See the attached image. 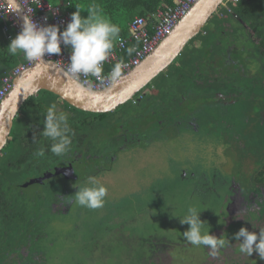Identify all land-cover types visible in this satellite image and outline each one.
Here are the masks:
<instances>
[{"label": "rangeland", "instance_id": "1", "mask_svg": "<svg viewBox=\"0 0 264 264\" xmlns=\"http://www.w3.org/2000/svg\"><path fill=\"white\" fill-rule=\"evenodd\" d=\"M224 1V3L222 2V7L226 8L227 5L230 9L227 4L229 0ZM228 13V22H224L221 25L219 29L220 34L218 35H221V41L225 42L226 38L228 45L234 49L230 53L233 56V61L235 58L239 61H248L244 64L246 67L250 66V63L259 61V57L248 47L250 40L242 42L243 40L238 38L236 42H233L230 38L234 36V32L233 35L231 32L229 36H225L226 32H230L231 26L229 25H231V22L235 23L236 26L237 23L239 26L243 24L237 20L238 18H232L230 11ZM214 19L215 16L213 14L204 24L201 31L204 28L209 29V27L219 26L212 22ZM221 29L226 32L223 33ZM237 30L240 32L244 31V29L239 28ZM223 37L224 39H222ZM251 46H253V42H251ZM240 47L241 49L238 50ZM246 48H249V50L247 51ZM186 53H184V56H186ZM208 62L209 57L203 62L207 70L209 69ZM257 64L258 62L253 64V66L256 67ZM212 70L218 73L215 75L217 78L227 79L228 77L225 74L228 75L227 73L231 70V67L227 66L222 69L213 68ZM184 71H187V67L183 68L182 72ZM210 74L211 72L208 71L207 75ZM221 74L224 75L221 76ZM184 76L188 79L192 78V75L184 74ZM208 78L211 79L210 76ZM177 79L182 81L181 76H177L176 78L172 76L169 78V83L176 82ZM190 82L192 81L190 80ZM152 83L156 84L154 81ZM228 86L242 92V95L239 94L237 101L234 100L232 104L228 105L229 107H224L227 104L221 107L215 102H213V105H209L210 101H214L209 95L213 94L202 93V91L197 94L192 92L190 87L185 92L188 95L183 94L186 97L182 101L183 105H180L179 108L184 113V116L204 112L205 108H208L213 113L215 107H217V116L209 114L206 119L199 121L198 124H195L197 118L194 117L190 126L184 127L177 124L174 127H170L162 136L154 138L149 143L137 144L122 150L106 147L107 136L112 131H108L107 128L111 124L122 123L123 117L131 109L129 107L130 102L126 106L123 104L114 110L103 112L105 113L104 116H100L101 114L94 115L89 111L75 110L73 112L74 117H78L80 120L81 118L87 120L86 125L81 130L85 134L87 141H89L87 142L89 145L88 152L108 151L112 152L115 156L111 165L112 172L103 177L104 181L99 182L107 188L108 192L112 191L113 196L122 197L125 195L120 200L123 210L121 215H127V219L129 218V220L125 226L117 227L111 233L107 232L109 228L103 233L95 232L94 225H99L102 230H105L108 221L104 220L103 224L95 223L92 221L94 213H91V210H89V216H86V221L91 224L86 229H88L87 236L93 239L92 242L85 243L82 239L76 245L77 248L71 252L70 249L65 250L54 247L51 241L42 234L36 239H32V242L29 238H26L23 239V245L19 247V254L25 256L28 253L27 247L29 246H32V249H34V241L41 242L44 250H39L38 252L35 250L31 259H27L28 256L19 257L18 259L20 260L16 264H107L109 258H105V253L101 254V251L105 248L106 244H109L114 249L112 241H122L125 236L128 240L134 239L136 234L134 230L141 223V213L142 217L148 218V221L159 219L157 223L158 228H164L168 224L169 229L177 227L186 231L189 225L181 224L179 218L173 215H183L184 210L189 205H195L199 208L201 211L200 219L207 222L210 234L215 235L217 238L223 236L226 241L229 239L230 242L226 243V246L216 256L209 255L211 250L203 246L195 247L196 253L192 254V250L185 252L187 246L182 245V251L185 254L179 258L177 256V245L182 244L184 241L179 243L174 241V245L169 246L166 250L164 249L165 251L159 249L163 252H158L156 256L146 257L148 264H250L248 261L251 260L253 254L251 257H248L239 253L235 245L237 243H235L234 234L238 232L241 223L248 230L251 227L255 228L250 231L257 233L259 229L264 228V219L258 218L264 212V191L256 192V189H251L248 184V182L253 183L252 181H256L258 184L259 177L256 175L264 167L259 161L260 159L264 161V142L261 139L251 140L254 137L253 135L258 134L255 127L257 117L260 116L259 121L261 120L264 123V87L261 88L260 93H258V89L252 93V85L249 88L247 84L242 83L240 85L235 81L234 85L228 84ZM155 89H158V87ZM248 89H250V92ZM229 95L231 96V94ZM157 96H160V98L165 96L169 99V89L160 87ZM67 114L73 115L69 112ZM145 120L143 119L141 122ZM115 132L113 130L112 133ZM90 142H93L94 145H91ZM89 162L90 160L88 159L85 163ZM92 167L93 163H91L89 168ZM212 171H214V175L227 176L228 183L220 185L218 188L213 185L208 195H205L207 191L205 189L202 193L193 192L192 186L187 180L206 177L207 180L212 181L214 176ZM221 186L224 187L221 188ZM32 188L34 187L30 189ZM214 191L217 192V195L214 194ZM130 194H133V196ZM107 197L113 198L110 195H107ZM138 201V205H141V207L136 204ZM57 206L61 208L59 204ZM10 218L11 222L15 223L13 219L14 214L11 213ZM76 218L74 212H71L67 215L65 222L56 219L52 226L55 227L60 222L64 223L61 227L74 225L73 220ZM121 221L122 218L116 220V222ZM211 222L215 223L210 224ZM120 229H123L128 236L121 235ZM165 230L157 229L159 233H163ZM11 231L15 234L14 230ZM54 231L58 232L56 229ZM153 232H155L154 229L152 230V234ZM43 234H46V232ZM169 235L173 236L174 240L179 239L178 233L170 231ZM163 237H165V234H163ZM233 244L234 246H232ZM137 245H139V242ZM119 246H126V253L114 257V264H119V256L124 259L126 258L125 264L135 261V256L133 254L130 255L133 253L129 252L130 246L122 242L119 243ZM85 251L90 252V257L84 254ZM137 251L138 248L135 251L136 254ZM5 255L8 256L6 259L7 264H15L14 262H10L16 259L15 253L9 251Z\"/></svg>", "mask_w": 264, "mask_h": 264}, {"label": "flooded vegetation", "instance_id": "2", "mask_svg": "<svg viewBox=\"0 0 264 264\" xmlns=\"http://www.w3.org/2000/svg\"><path fill=\"white\" fill-rule=\"evenodd\" d=\"M237 1V0H235ZM228 4V2H227ZM231 9V8H230ZM226 8H223L222 5L218 7V9L213 13L216 20H219L222 25L224 22H228L229 14L226 12ZM228 11V10H227ZM212 14V15H213ZM232 18H238L236 14L232 15L230 14ZM212 17V16H211ZM230 17V18H231ZM214 22V20L212 21ZM218 22V23H219ZM215 23V22H214ZM233 25V26H232ZM204 26V25H203ZM202 26V28H203ZM231 29L230 32H226L225 36H229L232 32H234V36L230 39L233 40V42H236L237 39L240 36H243V38H246V41L250 40L248 47L257 54L259 57V61H254L250 63V66H245L244 63L248 61H239L235 58L233 61V56L230 54L233 52V48H231L228 45V40L225 38V42L221 41V35L219 29L216 28V26L209 27V29L204 28V30L200 31L197 36L190 40L186 45L187 47H192V44L194 41H196L198 47L201 48L205 46L206 48H212L213 49V55L206 54L205 56H212V58L209 59V62H213V64H209L208 62V70L203 63L207 58H198L197 59V65L202 70H199L198 75L195 77V82H187V83H180L178 86L179 94L177 97L173 94L170 96V100L167 98H158L156 94L153 93V90L150 87H147V85L141 89L140 91L136 92L132 99L126 101L124 104L130 102L131 109L128 110V114L126 113L125 117L122 119V123H114L110 125V128L108 127L107 130L110 131V135L107 136V148H114L118 150L126 149L129 147H132L137 144H143V143H149L153 141L154 138L160 137L164 134L165 131L170 129V127H174L175 125L179 124L184 127L190 126V123L192 118H197V122L195 124H198L199 121H202L203 119H206L207 116L211 113L210 111L204 110V112H197L193 115L184 116L179 108L180 105H183L182 101L185 100V97L188 95L185 94L187 92L186 90H189V87L191 88L192 92L195 93H207V94H213L210 96L214 97V102L216 104H219L221 107L224 104V107H227L228 105L232 104L234 100L237 101L239 94L242 95V92L235 90L234 88H225L223 85H234V82L236 81L238 84L245 83L250 88V85H252V93L255 92V90L258 89V93L261 92V88L264 87V54L262 53V47L260 45V41L258 40L257 36H253L250 33V30H244L242 32L238 31L237 28L240 29V26L237 23V26L235 23L231 22ZM236 28V29H235ZM239 32V33H238ZM243 33V34H241ZM224 35V34H222ZM206 37H211L210 41L207 43ZM245 38L243 39L245 41ZM224 39V37L222 38ZM245 41V42H246ZM251 42H253V46H251ZM234 45V44H233ZM216 46H218L216 48ZM220 46V48H219ZM185 47V46H184ZM225 47V48H224ZM242 47V46H241ZM241 47L238 49L240 50ZM252 47V48H251ZM249 48H246L248 51ZM184 49V48H183ZM222 49V50H221ZM258 49V51H257ZM236 50V49H235ZM224 57H223V55ZM246 59H248L246 57ZM237 60V61H236ZM223 62L224 65L230 66L231 70L225 74L227 79H219L215 75L218 73H213V68H219L222 69L224 67H221L220 63ZM258 62L257 66H253ZM259 65V66H258ZM255 67V68H250ZM207 71H210L211 74L207 75ZM224 74H221V76ZM195 73L192 71V78H194ZM208 76L211 77V79L208 78ZM203 78V79H202ZM216 80L218 83L217 91L210 92L207 90L206 86H208V83L211 81ZM195 83L197 84V87L195 86ZM206 88V89H205ZM199 91V92H198ZM230 91V92H229ZM250 92V89H248ZM181 93V94H180ZM226 93V94H225ZM41 90L35 94L34 96H31L33 98H39L42 96ZM185 94V95H183ZM216 94V95H215ZM231 94V96L229 95ZM183 95V96H181ZM179 97V99H178ZM155 98V99H154ZM28 99V98H27ZM152 101V103L150 102ZM58 102L59 99H58ZM212 101H210L211 103ZM165 103V104H164ZM59 106L57 107V110L59 112L64 113H74L62 106L60 103H58ZM214 103L212 102L211 105ZM123 105V104H122ZM210 105V104H209ZM22 106V105H21ZM119 107V106H118ZM128 107V108H129ZM229 107V106H228ZM60 108V109H59ZM217 107H215L216 109ZM21 109V107H20ZM20 109L17 113V116L20 115ZM168 109V116L163 117L160 116V114H163L164 110ZM169 112H170V118H169ZM179 115H178V114ZM68 115V114H67ZM72 115V116H73ZM16 116V117H17ZM15 117V118H16ZM69 118H71L70 115H68ZM14 118V119H15ZM75 118V117H74ZM260 116L257 117L256 122V130L258 132L257 135H253L252 141L256 139H261V141L264 142V123L263 121H259ZM146 119L144 122H141V120ZM92 127L91 125H89ZM112 126V127H111ZM39 131H43L42 126L38 127ZM113 130H115V133H112ZM74 135L72 137V150L70 153H68L67 156L63 158V161H61V158L54 157L53 159H45L38 163V161L30 160L26 163L27 169L25 170V167H22L23 172L18 175L17 181L19 183V186L17 187L19 190L16 191V194L18 191L24 192L25 197H28L27 194H30L35 199V205H36V214L38 213V217H45L47 215L58 217L57 219H62V217L67 212V209L69 207L75 208L77 212L88 211L92 209H88L85 207H80L78 205H71V204H65V201L69 199V196H72L75 194L76 191H78L77 188L74 187L75 184H79L83 186L85 182L87 181L88 177H95L98 181H104L103 177L105 175H109L112 172V162L114 161V154L112 152L104 151V152H97L92 153V151L88 152V143L87 139L85 138V134H83V131L79 128L72 130ZM40 140V138L38 139ZM92 141H94L92 139ZM91 145H94L93 142H90ZM106 152V153H105ZM247 156V155H245ZM90 160L89 163H85L87 160ZM38 160V159H36ZM262 165H264V161L261 159L259 160ZM91 163H93V167L89 168ZM212 174L214 175V171H212ZM187 180V179H186ZM188 183L192 186L193 192L197 191L199 193H202L203 190H207L205 195H208L210 191L212 190L213 185L215 187H220V185L228 183V177L227 176H219L214 175L212 181L207 180L206 177L201 179H194V180H187ZM259 181V178H258ZM248 182V181H247ZM249 187L251 189L255 190L257 187L261 188L262 186L258 183H251L248 182ZM31 187H34L30 189ZM224 186H221L223 188ZM247 190V189H246ZM217 192L214 191V194ZM108 195L112 196L113 198L106 197V202L102 208L94 209L95 216L100 215L104 216L102 219H97L96 223L103 224L104 220H107V226L105 227V230H102L99 225H96L97 232H112L117 227L125 226L127 221L125 218L122 217V203L120 200L125 197H115L113 196L112 191L108 192ZM133 196V194H130ZM32 198V199H33ZM125 202V201H124ZM60 205L61 208H58L57 205ZM136 204H139V201L136 202ZM141 207V205H138ZM137 206V207H138ZM211 209V208H210ZM216 213V212H215ZM122 218L121 222H116V220ZM169 218V217H168ZM215 223L211 222L210 224ZM36 228H40L41 226L37 224L35 226ZM33 227V228H35ZM32 228V229H33ZM123 228V227H122ZM84 228L82 229V231ZM137 230V229H136ZM81 231V233H82ZM142 231V230H141ZM155 232L148 233L146 235V245L144 247L141 246V241L139 242V234H137V231L135 232L136 236L133 240H129L130 244L127 246H130V251L133 252L130 255L135 256L134 263L136 264H148V259L146 257H151L153 255H157L158 252H163L159 249H168L169 246L174 245L172 244V241H175L177 243L185 241V238L182 236V232L178 233L179 239L174 240L173 236L169 235V230H165L163 233H159L157 230H154ZM123 232V229H120L121 235ZM38 233V231H37ZM79 234V233H78ZM77 234V235H78ZM163 234H165V237H163ZM83 235V233H82ZM77 237L81 236H74V240L78 241ZM122 241H112V244L115 245L119 243L127 244ZM139 242V245H137ZM179 246V245H178ZM137 254L135 251L137 250ZM113 248L109 246V244H106L105 248L103 249V252H109ZM164 250V251H165ZM120 255L126 253V249H123L120 251ZM30 254V253H29ZM28 254V255H29ZM120 262V261H119Z\"/></svg>", "mask_w": 264, "mask_h": 264}, {"label": "trees", "instance_id": "3", "mask_svg": "<svg viewBox=\"0 0 264 264\" xmlns=\"http://www.w3.org/2000/svg\"><path fill=\"white\" fill-rule=\"evenodd\" d=\"M51 1L54 2V0H51ZM72 2L74 4L83 5L84 7H87L91 4L99 5L102 10V15L110 19L111 22L120 26L121 28L120 38H125L127 36L128 24L136 15L146 16L149 13L154 12L159 6L162 7V5L172 4V0H72ZM74 4H71L68 7L71 13L76 11ZM228 5L231 8V10L234 12V14L237 15L238 17L237 20L243 23L242 25H240V29L247 30L246 28H248V30H250V33L253 36L255 35L258 37V40L260 41V45L263 49L262 53L264 54V0H237V1L229 0ZM226 12L228 11L226 10ZM81 16L86 18L88 16L87 10H81ZM214 22H215V25H219V26H216V28L221 27L220 25L221 23L219 22V20L214 19ZM2 23L3 22H1L0 25H2ZM210 39L211 37H206L207 43L210 41ZM187 46L188 45L185 46V48L180 52L179 55H177V57L172 61V63L165 70L161 71L158 75H156V77H154L151 80V82L147 85V87H150L153 90V93L156 94V96L161 87V88L169 89V100H170V96H172L173 94H175L176 95L175 97H177L179 94L178 86L180 85V83L182 82L187 83V82H190V80L193 83L195 82L194 78L188 79L184 76V74H188L191 76L192 71H194V73L198 71L199 73V70H202V69L198 67L196 63L197 59L198 58H208V56H205L206 54L213 55L212 48H206L205 46L201 48H194L193 46L188 48ZM185 52H187L186 56H184ZM7 56L8 55L6 54L4 55L2 54L0 55V58L1 60H5L7 59ZM177 58L178 60H176ZM210 58H212V56H209V59ZM209 64H213V62H209ZM219 64L221 67H227L226 65L223 64V62H220ZM185 67H187V71L186 72L184 71L185 72L184 73L182 72V70ZM172 76L173 78H176L177 76H181L182 81L177 79L176 82L169 83V78H171ZM161 77L163 78L160 79ZM153 81L156 82V84L152 83ZM153 85L155 88L158 87V89H155L154 87L153 89L152 88ZM195 86L197 87L196 83H195ZM217 87H218V83L216 82V80H213L208 84L207 90L210 89V92H214V91H217ZM223 87L225 88L227 87L231 89V87L225 84L223 85ZM41 92L45 94H42V96H40L39 98L29 97L23 102L21 109H20L19 117L17 116L14 119L13 128L10 133L11 137L10 139H8L7 144L0 151V264H7L6 259L8 256H6L5 254L6 252L9 253V251L15 253L17 256L15 260L10 261V262H14L16 264L18 260H20L18 258L21 256V254H19V249H17L19 245H17L15 240L21 237L20 235H24L22 236V238L23 239L25 238V233L19 234L21 230H24V223L22 219H19V216H20L19 214L23 209V205L25 206L26 200L22 198V196L20 197L16 195L15 189H17V187L19 186V183L17 182L19 181V179L17 180V178L15 177H17L18 175H20L21 172H23L22 167H25V170L27 169L26 163L28 161L33 159L34 162L38 161L39 163L42 160L53 159L55 157L53 154H51L50 151H48L51 141L40 136V133L42 131L38 130L39 126H42V128H44L43 120H44V114L46 113L47 107L53 103H55L58 107L59 106L58 103H60L62 106L70 109L72 112H75V110L80 111L79 109L73 106H70L64 100L58 102V97L50 91L41 90ZM157 97L160 99V96H157ZM210 97L214 100L213 96H210ZM162 98L164 99L166 97L163 96ZM150 102L152 103V101ZM212 102L210 103V105L212 104ZM167 110L168 109H165L163 114H160V116L167 117L168 116ZM205 110L209 111L208 108H205ZM90 113L94 115L101 114L100 116L105 115V113H94V112H90ZM170 116L171 115L169 112V118ZM86 123H87V120H85L84 118H81L80 120L78 119V117L74 118V115L71 116V118H69V125L72 130H75L77 128L83 129ZM39 138L40 140H38ZM40 148L45 149L44 158H38L34 155V153ZM256 176L259 177L258 183L262 186L261 188L257 187L256 192L257 191L262 192L264 191V167L258 171ZM252 182L256 183V181H252ZM26 209H27V206H26ZM11 213L14 214L13 219L15 223L11 222V218H12V217L10 218ZM262 214L259 215L258 218L264 219V212ZM95 215L96 214L94 212L93 218L102 219V216L100 215L95 216ZM122 217L125 218L126 221L129 220V218L127 219V215L122 216ZM97 219H94L95 223ZM155 220L157 219H152L153 222L148 221V218L142 217V213H141V223L136 227L137 230L135 229L134 231L135 232L137 231V234L141 233L139 242L141 241L142 247L146 245V240H145L146 235L148 233H152L153 229L154 230L167 229L169 230V233L170 231L173 233H181L182 231H184L177 227H173L171 228L172 229L171 230L169 229L168 224L165 225L164 228H158L157 223L159 219L156 222ZM240 225L241 226L239 227V229L243 227L242 223ZM253 229L255 228L251 227L249 228V231ZM11 230H14L15 234H13V231ZM39 230H41V227L40 228L35 227L31 229L30 231L27 230V233L34 235L35 233H37V231L39 232ZM56 233L58 232L53 231V234H56ZM122 234L127 235L124 232V230ZM83 238L81 236L78 238V241L77 240L67 241V242L64 241L58 244L59 241H55L53 238V235L51 234V237L49 240L51 241V244L54 245V247H59L65 250L70 249L71 252H73L74 249L77 247L76 245H78V243ZM124 239H126L124 240V242L127 243V245H129L130 242L128 238L125 236ZM83 241L85 242V240ZM173 242L174 241H172V243ZM235 243H237L235 244L236 248L239 249V241L235 240ZM182 245L187 246L185 252L192 250V254L196 253V251L194 250L195 246L189 244L185 240L179 246L177 245L178 246L177 256L179 258L183 254H185V252L182 251ZM232 246H234V244ZM114 247L115 248L109 252H106V251L103 252V250L101 251V254L105 253L104 254L106 255L105 258H109L107 264H114L113 263L114 257L120 255L121 253L120 251H122L123 249H126V246H119V244H116V243ZM35 250L37 252L39 250H42L41 242H36L34 249H32V246H30V249H29L30 254L28 255L27 259L32 258V255ZM84 254L90 257L89 251H85ZM119 261H120L119 264H125L126 258L124 259L119 256ZM248 262H250V264H263L264 260L259 259L258 254L254 252L253 257ZM128 264H136V263H134V261L133 262L130 261Z\"/></svg>", "mask_w": 264, "mask_h": 264}, {"label": "clouds", "instance_id": "4", "mask_svg": "<svg viewBox=\"0 0 264 264\" xmlns=\"http://www.w3.org/2000/svg\"><path fill=\"white\" fill-rule=\"evenodd\" d=\"M34 3L40 6V0H34ZM68 4L74 3L68 0ZM74 5L76 11L71 13L70 21L63 31L60 30L59 25L55 24L38 25L33 21L32 15L26 14L23 17L20 32L11 39L5 49L7 54L13 57L22 56L30 63L43 64V57L46 54H60L63 44L70 47L67 74L77 79L81 76L100 77L104 73L105 61L112 55L116 43L120 40L121 28L102 15V10L97 4L87 7L80 4ZM81 10H87L86 18L81 16ZM135 51V46L129 47L127 54L132 55ZM124 67L123 60L116 62L107 74V79L113 82L118 81ZM28 86L30 87V82ZM35 91V88H31V92ZM43 125L40 136L51 141L48 151L63 161V158L72 150L74 135L67 113L57 111V105L53 103L47 107ZM34 155L44 158L45 149H38ZM74 187L78 191L69 196L65 204H75L92 210L104 206L108 190L95 177H88L83 186L75 184ZM200 213L197 206L189 205L183 215L173 216L178 217L181 224L189 225V228L182 233L186 242L195 247H206L211 250L209 255L216 256L230 241L229 239L226 241L223 236L217 238L210 234L209 225L200 219ZM234 239L239 241V253L251 257L255 252L259 259L264 260V228L259 229L257 233L241 227L234 234Z\"/></svg>", "mask_w": 264, "mask_h": 264}, {"label": "water", "instance_id": "5", "mask_svg": "<svg viewBox=\"0 0 264 264\" xmlns=\"http://www.w3.org/2000/svg\"><path fill=\"white\" fill-rule=\"evenodd\" d=\"M20 12L23 23V9L18 0H6ZM224 0H197L191 9L178 21L173 31L148 54L142 62L125 73L110 87L93 90L85 87L51 60L43 57V64L25 68L13 79L11 91L0 103V151L7 144L14 118L26 100L40 90L55 94L59 101L89 112H107L130 100L161 71L165 70L180 54L189 40L196 37L202 26L221 6ZM223 2V3H222ZM226 8L228 9L227 5ZM230 13L234 12L229 9ZM30 82V87L28 86ZM31 88L36 91L31 92Z\"/></svg>", "mask_w": 264, "mask_h": 264}, {"label": "built area", "instance_id": "6", "mask_svg": "<svg viewBox=\"0 0 264 264\" xmlns=\"http://www.w3.org/2000/svg\"><path fill=\"white\" fill-rule=\"evenodd\" d=\"M196 1L197 0H172V4L162 5V7L159 6L154 12L146 16H135L129 22V40L127 39V41H137V43L133 45L136 51L127 59H123L125 67L122 76L138 66L142 60L173 31L178 21L191 9ZM18 2L23 9V13L25 15H32L33 21L38 25L55 24L59 25L60 30L63 31L70 21L71 14L68 9V0L64 2L62 0V3L40 0V6L34 3V0H18ZM227 10H229V8ZM0 19L5 21L3 28L7 32V40L11 41L21 30L22 22L20 13L6 0H0ZM11 28L14 30L11 31ZM125 46L126 40L122 39L118 41L116 48L113 49L112 55L105 61L104 73L100 77L81 76L78 79L73 78L85 87L93 90H101L110 87L117 81L113 82L107 79V74L111 71L113 66L106 69V65L120 61L121 59H119L117 52ZM61 49L62 51L60 54H46L44 58L53 61L66 71L67 62H69L70 59V47L62 44ZM34 63L35 62L30 63L28 61H23L18 67L0 77V103L11 91L14 77Z\"/></svg>", "mask_w": 264, "mask_h": 264}, {"label": "crops", "instance_id": "7", "mask_svg": "<svg viewBox=\"0 0 264 264\" xmlns=\"http://www.w3.org/2000/svg\"><path fill=\"white\" fill-rule=\"evenodd\" d=\"M64 1L65 0H63V2ZM52 3H62V0H54V2H52ZM70 14H71V12H70ZM136 16H139V15H136ZM1 22H3V23H2V25H0V55H2V54L3 55L4 54L8 55L5 49L9 45L10 41L7 40V37H6L7 32L3 28V25L5 24V21L0 19V24H1ZM10 30L13 31L14 29L11 28ZM194 38H192V39H194ZM244 38L243 37H239V39H241V40H243ZM122 39L126 40V46L123 49L119 50L117 53H118L119 59L123 60V59H127L128 57L131 56V55L127 54V49L129 47H132L134 44H136L137 41H127V39L129 40V29H128L127 36L125 38H120V40H122ZM245 40H246V38H245ZM242 42H244V40ZM117 43H116V45H117ZM192 46L194 48L198 47L196 41L193 42ZM115 48H116V46H115ZM23 61H25V60L22 58V56H19V55L15 56V57L8 55L7 59H5V60H1V58H0V77L2 75L6 74V73H9L10 71H12V69L18 67ZM114 64L115 63L107 64L106 65V69L108 67H110V66H113ZM197 75H198L197 72H195V77ZM194 80H195V78H194ZM211 114H215V116H217V114H218L217 109H215V111L213 113H211ZM10 137L11 136L9 135V139H10ZM15 190L17 191L19 189L17 188ZM16 195H18L20 197L22 196V198H24L26 200L25 206L22 203L23 209H22V211L19 214L20 215L19 219H22L23 223H24V230H21L19 232V234H24L25 233V238L24 239L29 238L30 241L32 242L33 241L32 239H36V237H39L42 234V235H45L44 237H46L49 240L50 237H51V234H52L54 240L55 241H59V242L72 241L74 239V236H82V238L84 237L83 240H85V242H92L93 241V239L91 237L87 236L88 229H86V227L89 226V224H90L88 221H86L87 220L86 216L87 215L89 216V214H88L89 210L88 211H83L82 210L81 212H77V210L75 208L69 207L67 209V212L65 213V215L62 217V219H59V220L65 222L67 220L66 219L67 215L70 214L71 212H74V214L77 217L76 219L73 220L74 225H68V226H65V227H61V225H63L64 223L60 222L59 224H57L54 227V226H52V224H54V220H56L58 217L52 216L53 215L52 213H51L50 216L47 215L46 218H44L43 216L38 217V213L36 214V205H35L36 202H35V199L33 198L32 195L27 194L28 197H25L24 192H21V191H18V193ZM26 206H27V209H26ZM91 213H94V211L91 210ZM81 215H82V217H81ZM26 217H28V218H26ZM94 219H96V218H93L92 220L94 221ZM76 222H78V224L75 225ZM37 224L41 226V230H39V232L35 233L34 235L33 234L32 235L28 234L27 230L30 231L33 227L37 226ZM27 226H29V228H27ZM94 226H95L94 227V231L97 232L96 225H94ZM83 228H84V230L82 231ZM55 229L58 230V233L53 234V231ZM81 231H82L83 235H82ZM44 232H46V234H43ZM20 236L21 237H19V238H17V240H15L17 245H19V247H21V245H23V241H24L23 238H22V236H24V235H20ZM77 238H79V237H77ZM19 247L17 249H19ZM27 248H28V253L25 254V256H22V254H21L20 257L23 258V257H27L28 256L30 246L27 247ZM42 250H44L43 247H42Z\"/></svg>", "mask_w": 264, "mask_h": 264}, {"label": "bare ground", "instance_id": "8", "mask_svg": "<svg viewBox=\"0 0 264 264\" xmlns=\"http://www.w3.org/2000/svg\"><path fill=\"white\" fill-rule=\"evenodd\" d=\"M20 13V12H19Z\"/></svg>", "mask_w": 264, "mask_h": 264}]
</instances>
